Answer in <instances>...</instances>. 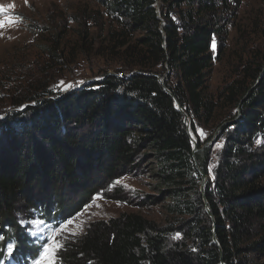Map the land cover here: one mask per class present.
Instances as JSON below:
<instances>
[{"label": "trees", "instance_id": "16d2710c", "mask_svg": "<svg viewBox=\"0 0 264 264\" xmlns=\"http://www.w3.org/2000/svg\"><path fill=\"white\" fill-rule=\"evenodd\" d=\"M94 1L101 18L81 26L106 30L121 77L105 73L58 100L45 98L60 93L44 90L26 99L36 105L0 121V247L16 245L11 258L0 252V264H32L51 226L145 168L153 194L140 204L163 208L165 222L133 213L93 222L64 242L61 264H221L198 167L209 177L224 263L264 264V143H257L264 138V57L217 90L211 85L220 53L212 40L227 48L230 0ZM134 71L142 74L128 77ZM156 75L191 118L200 149L218 130L195 157L184 116ZM23 210L31 226L19 219ZM41 220V229L33 226Z\"/></svg>", "mask_w": 264, "mask_h": 264}, {"label": "rangeland", "instance_id": "374dc122", "mask_svg": "<svg viewBox=\"0 0 264 264\" xmlns=\"http://www.w3.org/2000/svg\"><path fill=\"white\" fill-rule=\"evenodd\" d=\"M0 6L6 9L0 12V121L11 112L36 105L26 99L44 90L60 93L45 98L58 100L84 83H98L105 73L115 74V61L107 51L106 30L92 28V22L81 26L88 18H101L103 9L94 0H0ZM228 9L234 11L227 48L220 50L216 43L214 52H220L211 79L214 91L240 77L246 67L255 69L264 57V0H230ZM81 15H86L84 20ZM9 20L13 22L7 23ZM68 84L75 86L60 90ZM15 98L21 106L11 109ZM147 171L145 168L143 173L122 175L106 185L100 192L103 198L95 197L82 213L69 220L83 227L78 235L93 222L130 213L163 224V208L140 204L153 194V180ZM18 217L24 226L32 225L27 223L30 212L23 210ZM69 231L78 228L69 225ZM78 235L65 234L61 240L64 244Z\"/></svg>", "mask_w": 264, "mask_h": 264}, {"label": "snow or ice", "instance_id": "6c2138e0", "mask_svg": "<svg viewBox=\"0 0 264 264\" xmlns=\"http://www.w3.org/2000/svg\"><path fill=\"white\" fill-rule=\"evenodd\" d=\"M4 11H6V9L0 6V12H4ZM12 22L13 21L9 20L7 23H12ZM0 27H2V25H0ZM212 50L213 52L216 51V42L214 38L212 40ZM61 85H64V82H61ZM74 86L75 85L68 84L62 87L60 90L68 91ZM197 131L200 132L201 138H204L207 135L202 130L197 129ZM257 143H264V138L258 139ZM217 146L219 147L220 145H217ZM125 187L127 186L125 185ZM101 198H103V193H98L95 199H101ZM45 223L46 222L42 220L36 221V222H33V226L37 228L43 227ZM69 225L76 226L78 228V231L70 232ZM82 231H83V227L74 225L73 221H69L63 226H51V228L49 229V235L47 237V241L40 246L36 257L32 261V264H61V261L59 260L58 255H57L60 251L64 249V244L61 240V237L64 236L65 234H70L73 236L78 235L79 232H82ZM178 238H180L179 233L177 234L176 237H174V239H178ZM0 239H3V238H0ZM15 247L16 245L9 242L7 244L6 249H4L3 247H0V252H6L8 257L11 258ZM193 251H195V249H193Z\"/></svg>", "mask_w": 264, "mask_h": 264}, {"label": "water", "instance_id": "95a60500", "mask_svg": "<svg viewBox=\"0 0 264 264\" xmlns=\"http://www.w3.org/2000/svg\"><path fill=\"white\" fill-rule=\"evenodd\" d=\"M158 13H159V11H158ZM137 73H141V72L140 71H134L128 77H131V76H133L134 74H137ZM109 75H115L117 77H121V76H118V75L113 74V73H109ZM261 76H263V72L261 73L260 78H261ZM105 78L106 77H104L99 82L103 81ZM157 78H158L159 83H161L163 85L165 91L173 98L175 109L184 116L185 125H186V128H187L188 134H189V136L191 138V142H192V145H193V154H194V157H195V154L198 153L199 151H201L202 149H204L207 145L213 144V142L215 140V137H214V139L212 141H210L209 143H207L202 149L199 148L198 139H197L195 133L192 130V120H191V118L184 111L183 107L181 106V104L179 103V101L176 99V97L173 95V93L167 88L166 82H165L166 81V77L165 76H162V77L161 76H157ZM260 78L258 79V81L256 82V84L251 89L255 88L258 85V83L260 82ZM85 85L86 84L84 83V84L80 85L77 89H74L71 92H74V91H77V90H81ZM229 123L230 122H226L223 125H226V124H229ZM198 170H199V172L202 175L201 193H202V196H203V200H204V204H205V209H206L207 214L211 217V220L213 222V226H212L213 244L216 247H218L219 250H220L221 264H225L224 261H223V250L221 248V245L219 243V240L217 239V229H218V226H217V223H216V219H215L213 213L211 212V209L209 207V204H208V201H207V197H206V186H207V184L209 182V177L199 167H198Z\"/></svg>", "mask_w": 264, "mask_h": 264}]
</instances>
